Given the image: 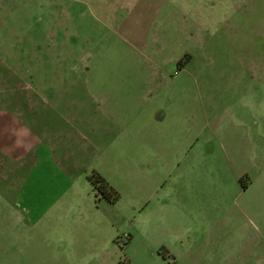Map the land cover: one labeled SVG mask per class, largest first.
I'll return each mask as SVG.
<instances>
[{"label":"rangeland","instance_id":"rangeland-1","mask_svg":"<svg viewBox=\"0 0 264 264\" xmlns=\"http://www.w3.org/2000/svg\"><path fill=\"white\" fill-rule=\"evenodd\" d=\"M3 10L0 264H264V0Z\"/></svg>","mask_w":264,"mask_h":264},{"label":"crops","instance_id":"crops-1","mask_svg":"<svg viewBox=\"0 0 264 264\" xmlns=\"http://www.w3.org/2000/svg\"><path fill=\"white\" fill-rule=\"evenodd\" d=\"M15 0H0V12L3 9H6V7H8L10 2H14ZM20 1V0H18ZM21 1H30V0H21ZM4 11V10H3ZM164 112H159V115H157V121H162L164 119V117H162L161 115ZM168 223L166 221H164L165 226L170 230L171 236V240H167L166 237H162L161 239H152V241H154V243L156 244L157 247H160L161 250H163L162 252L164 254L159 253V255L163 256V259H173L174 264L178 263V259L179 258H184L187 257L188 255H193V247L190 245L191 243L190 238L188 236H186L187 233V225L188 223H186L185 221H180L177 220L176 218L172 217H168ZM159 228V227H158ZM160 229V228H159ZM168 236V237H169ZM165 238V239H164ZM121 264V263H120Z\"/></svg>","mask_w":264,"mask_h":264},{"label":"trees","instance_id":"trees-1","mask_svg":"<svg viewBox=\"0 0 264 264\" xmlns=\"http://www.w3.org/2000/svg\"><path fill=\"white\" fill-rule=\"evenodd\" d=\"M92 183L98 189L103 190L102 192H104V195L109 202L115 203L118 201L117 192L112 187H110L104 179L96 177V181L93 180Z\"/></svg>","mask_w":264,"mask_h":264}]
</instances>
